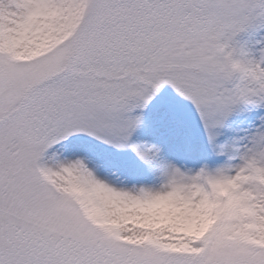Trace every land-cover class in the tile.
I'll use <instances>...</instances> for the list:
<instances>
[{
  "label": "snow or ice",
  "instance_id": "obj_1",
  "mask_svg": "<svg viewBox=\"0 0 264 264\" xmlns=\"http://www.w3.org/2000/svg\"><path fill=\"white\" fill-rule=\"evenodd\" d=\"M0 264H264V0H0Z\"/></svg>",
  "mask_w": 264,
  "mask_h": 264
}]
</instances>
